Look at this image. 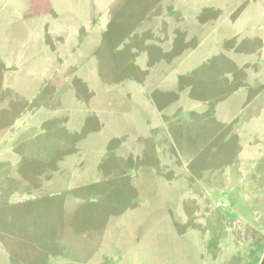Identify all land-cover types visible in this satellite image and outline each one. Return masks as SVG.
<instances>
[{
    "label": "rangeland",
    "instance_id": "1",
    "mask_svg": "<svg viewBox=\"0 0 264 264\" xmlns=\"http://www.w3.org/2000/svg\"><path fill=\"white\" fill-rule=\"evenodd\" d=\"M153 1L115 0L92 29L91 0H0V264L259 261L234 202L203 182L228 157L219 138L206 144L208 114L234 87L222 72L264 0L240 1L234 37L220 41L222 26L202 47L175 18L169 49L158 6L144 17ZM91 34L93 56L73 55Z\"/></svg>",
    "mask_w": 264,
    "mask_h": 264
},
{
    "label": "crops",
    "instance_id": "2",
    "mask_svg": "<svg viewBox=\"0 0 264 264\" xmlns=\"http://www.w3.org/2000/svg\"><path fill=\"white\" fill-rule=\"evenodd\" d=\"M114 1L91 0V14L83 23H88L93 29L95 24L107 20ZM240 1L243 0H155L147 3L151 6L144 17L153 12L152 7L158 6V27L154 29L157 31L155 37L158 38L159 47L169 49L174 44L172 40L179 23L174 21L175 18L191 24L192 29L187 32H192V35L187 37L197 38L195 45L202 47L222 26H226L225 36L216 35L221 38L220 41L224 37H234V28L237 26L230 23V18ZM207 10H211L209 20L204 17ZM77 25L80 28L79 23L74 24ZM91 36L92 34L87 36L90 37V48H82L86 39H79L78 43L75 40L76 45L72 46L75 47V53L72 51V54L93 56L96 47L102 43L100 36L96 41L91 40ZM244 41L246 43L239 53H227H230L229 59L235 62V66H230L231 70L226 73L222 72L224 77L234 83V87L225 93L224 98L208 114V120L218 122V126L213 131V136L207 137L206 144L210 145L212 139H220L221 151L228 154L226 159L220 160V164L226 165L222 172L218 169L211 177H205L203 184L212 191L228 194L234 202L232 214L235 227L242 226L241 233L247 234V237L246 240L243 234L240 237L251 248L263 250L256 263L260 264L264 257V11L263 16H258L253 22L250 37L246 36ZM210 51L212 55V50ZM159 62L161 61H158V74H164L163 79L176 65L179 67L184 63L183 58ZM160 77L158 86L162 81L159 80ZM187 109L190 110L189 105ZM221 205L226 206L225 203ZM225 228L228 226L225 225ZM235 233H239V228L235 229Z\"/></svg>",
    "mask_w": 264,
    "mask_h": 264
},
{
    "label": "trees",
    "instance_id": "3",
    "mask_svg": "<svg viewBox=\"0 0 264 264\" xmlns=\"http://www.w3.org/2000/svg\"><path fill=\"white\" fill-rule=\"evenodd\" d=\"M260 264H264V257H263V259H262V261H261V263Z\"/></svg>",
    "mask_w": 264,
    "mask_h": 264
}]
</instances>
